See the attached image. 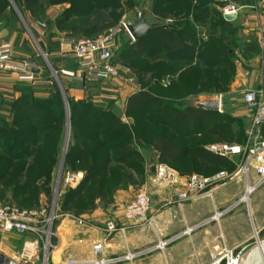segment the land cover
I'll return each instance as SVG.
<instances>
[{
    "label": "rangeland",
    "instance_id": "374dc122",
    "mask_svg": "<svg viewBox=\"0 0 264 264\" xmlns=\"http://www.w3.org/2000/svg\"><path fill=\"white\" fill-rule=\"evenodd\" d=\"M29 1H33V4L29 5ZM231 1L241 8V0ZM0 3V13L11 15L15 21L20 22L22 30L28 32L39 55L38 66L42 69L36 75L37 83L25 82L19 88V96H13L9 100L11 102L7 103V110H0V204H14L24 209H49L54 202H58L60 217L55 220L53 231L56 232L61 224L68 229L71 220L65 215L70 213V201L65 195L72 187L65 186L63 176L58 184L61 164L64 162L65 168L68 153H74L82 163L74 171L65 168L66 173L85 174L91 165L101 161L104 163V159H107L102 141L104 118L99 115L104 109H109L112 122L119 123L118 126L125 124L132 127L131 136L121 138L117 143H129L133 152L124 162H120L118 158L107 161L98 181L89 186L75 206L77 209L87 208L90 212L112 202L119 190L132 189L133 195L140 190H147L151 197L148 220L127 223L130 227L142 228L147 233L157 232L158 236L151 244L130 251L150 248L159 241L166 242L176 237L164 248H157L131 261L114 264H186L188 259L197 258L196 249L199 251L198 255H202L204 264H213L214 247L217 244L233 250L235 255L241 253L242 257L264 240V183L251 192L248 202H238L249 186L255 187L259 182L256 170L245 166L246 155L225 157L224 165L216 167L195 162L190 153L193 148L207 149L217 143L247 144L252 114L243 97L247 90L260 88V70L263 73L260 60L264 62L259 42L260 0L248 2L251 5L247 8L248 11L243 12L238 21L224 27H218L220 18L217 11L221 12L222 7L215 0H0ZM252 9L256 12L255 18L247 16ZM143 11L146 12L148 21L157 23L158 26L174 24L175 28L187 31L186 29H191V25H195L199 37L207 43L202 52L206 61H213L212 66L199 69L198 74L195 71H184L179 75L178 83L169 89L166 86L173 79V73L178 71L168 69L163 62H150L145 58L128 59V46L135 41L125 30L116 39L113 56L120 69L119 77L98 79L79 71L78 76L69 79V76L60 73L62 68H78V63L69 58L70 54L63 52L64 45L68 43L72 50L73 41L101 36L122 21L136 20ZM35 26L43 33L38 32ZM146 43L148 51L153 55L162 48L161 38L154 32L147 35ZM217 54L220 58L214 61ZM70 61H74L75 65ZM256 66H259L255 74L257 80L251 86L246 80L245 72H251ZM53 71L58 72L57 78ZM119 81L134 87L136 93L149 90L163 97L173 96L175 100L169 101L182 109L198 107L199 101L195 98L200 94L211 95L209 99H220L221 109L218 111L219 122L216 127L229 131L216 132L215 138L211 139L204 134L185 136V122L180 124L178 120L168 127L150 126L148 119L136 113H128L131 96L123 107L114 102L102 101L103 88L104 95L107 90H111V96H117L119 86L116 84ZM188 92L194 94V97L188 98ZM20 98L26 100V107L15 105V101ZM69 98L78 103L77 110L72 111ZM95 107L100 113L93 111ZM30 108L44 111L46 123L42 128H37L28 118ZM55 127V141L46 149L44 156L39 157L37 151L43 139L41 130ZM76 131H79L82 139L87 138L89 141L84 156L80 154L81 137L78 139L74 135ZM159 135L170 138L176 146L184 149L173 165L166 164L176 173L172 182L155 180L154 174L147 176L144 165L140 163V150L148 155L150 162L155 160L152 144ZM114 153L118 155L122 150H115ZM141 157L144 159L142 154ZM109 168L114 173L108 172ZM220 172L226 173L225 178L219 182L212 196L197 202L196 217L187 228L198 223L201 226L184 234L187 228H182L178 222L177 206H174L185 203L177 200L178 192L184 188L185 181L191 174L210 177ZM64 201L66 211L61 209V202ZM170 208L173 215L167 218ZM219 212L223 214L217 217ZM82 224L85 225V221ZM102 228L104 229V225ZM193 236L197 242L192 245L193 254L190 255L180 245L186 238ZM30 237L38 240L36 235ZM25 238V235L10 238L15 246L12 249L7 235L0 233V246L9 257L20 258L24 256ZM53 240L57 242L59 238ZM38 243V257L24 256L21 264H61L70 258L60 256L59 250L48 252L43 240ZM90 256L91 253L89 256L71 258L83 260ZM101 256L102 254L99 255Z\"/></svg>",
    "mask_w": 264,
    "mask_h": 264
},
{
    "label": "built area",
    "instance_id": "2783aa9c",
    "mask_svg": "<svg viewBox=\"0 0 264 264\" xmlns=\"http://www.w3.org/2000/svg\"><path fill=\"white\" fill-rule=\"evenodd\" d=\"M221 5V13L225 19L226 16L239 15L241 8L235 5L231 0H215ZM259 13V42L260 48L264 56V0L260 1ZM226 20V19H225ZM127 21H122L119 25L112 27L105 34L95 38H84L73 41L71 50V59L78 63V70L86 75L98 79H114L120 76V69L113 60L114 49L116 47V39L120 33L127 30ZM37 66L30 60H17L14 51L9 43L0 41V72L14 73L21 80L37 83ZM60 73L69 77L76 75L75 70H66L62 68ZM53 75L57 78L58 72L53 71ZM243 101L252 114V127L248 134L246 145L217 143L207 147V149L217 155L223 157H232L235 155H246V168H253L259 176V182L255 188L264 183V87L252 88L245 92ZM221 109V107H220ZM155 180L172 182L176 178V173L166 164L160 163L154 174ZM64 178L65 186L76 187L84 178L82 172L71 173L65 172V168L61 172L60 181ZM226 176L225 172H220L214 176H202L191 174L185 181L184 188L178 192L177 200L179 202L195 201L201 198L212 196L219 186V182ZM60 181L58 184H60ZM238 201L243 202V197ZM58 202H54L51 208H35L24 209L14 204H0V233L1 234H18V235H36L39 240L45 241V248L48 252L58 250L60 246L56 232L53 231L55 220L60 217L58 215ZM151 210V197L147 190H140L135 193L134 197L125 204L123 217L126 222L140 223L148 220ZM220 216L223 213L219 212ZM217 214V213H216ZM63 215V214H62ZM72 222L82 224L84 221L71 213L65 215ZM215 218V217H214ZM201 223L187 228L184 234H188L199 228ZM125 231L126 227H119L117 222L109 220L106 224V231L109 235L117 231ZM176 238V237H175ZM175 238L166 242L159 241L153 247L139 251L128 250L124 254L116 256H101L104 250V242L94 244L92 255L83 260L68 258L62 264H114L123 261H131L151 253L157 248H164ZM215 254L213 256V264H238L241 253L235 255L233 250L216 245L214 247ZM231 258V261H230Z\"/></svg>",
    "mask_w": 264,
    "mask_h": 264
},
{
    "label": "trees",
    "instance_id": "16d2710c",
    "mask_svg": "<svg viewBox=\"0 0 264 264\" xmlns=\"http://www.w3.org/2000/svg\"><path fill=\"white\" fill-rule=\"evenodd\" d=\"M164 2H167V0H164ZM28 4L32 5L33 1H29ZM217 15H219L220 18L218 27H224L229 24V22L224 19L221 12L217 11ZM196 17V19H198L199 15ZM107 29H109V27ZM196 29L197 27L195 25H191V29H186L187 31L175 28L174 24L168 26H157L149 31L142 39L128 46V59L145 58L150 62L166 63L167 68L174 71L182 70L180 74L187 70L195 71L196 74H198L199 69L212 66L213 61H206V56L202 52V49L207 45V43H205L204 39L199 37ZM150 32L158 34L162 41L161 50L154 55L147 49L146 40L147 35ZM219 58L220 55L217 54L213 60L215 61ZM171 83L172 80L166 87H169ZM69 102L71 104L72 111L78 109L77 102L71 98H69ZM27 104L28 103L23 98L15 101V105H17V107H26ZM96 108L97 107H95L93 111L97 114L100 113L99 109ZM127 110L128 113H136V115L142 116L144 119H148L150 126L168 127L175 120H178L180 124L185 122V136L204 134L211 139H214L216 132L225 133L229 131L223 127H216V124L219 122L218 112L207 111L197 107L182 109L170 102L166 97H163V95H158L149 90H142L133 94L129 99ZM109 111V109H104L102 114L100 113L99 115L101 118H104V136L102 141L104 142V156H106L107 159H104V163L101 161L97 164L91 165L87 171L84 172V178L78 186L69 189V192L65 195V197L68 201H70V213L80 216L87 210V208L77 209V206L75 205L79 203L78 200L85 194L89 186L98 181L100 175L103 173V169L105 170L107 161L118 158L120 162H124L126 159L130 158L133 152L129 143L123 145L117 143L121 138L131 136L133 130L132 127L125 124L118 126L119 123L112 122V116ZM28 118L30 121L35 123L37 128H42L46 123L44 111L40 109L30 108L28 111ZM56 130V127L50 130H41V136L43 139L37 151L39 157H43L46 149L52 142L55 141L53 134ZM74 135L77 138L79 136L81 137V141L78 142L81 146L80 154L81 156H84L89 141L87 138L82 139V135L79 131H76ZM96 137L95 140H97ZM152 147L159 153V162L167 165H173L181 153L184 152L183 148L176 146L170 138L163 135L155 137ZM115 150H122V153L115 155ZM110 152H113L112 155H110ZM190 153L193 154L194 161L201 164L220 167L224 165V162L226 161L225 157L214 154L204 147L193 148L190 150ZM138 154L140 156V163L142 164L143 157H141L140 152ZM80 162L81 161L77 159L74 153H68L65 161V168L74 171L76 169L75 167L80 166L82 163ZM108 170V172L114 173L112 168H109ZM61 204V209L66 211L65 201L61 202Z\"/></svg>",
    "mask_w": 264,
    "mask_h": 264
},
{
    "label": "crops",
    "instance_id": "0c3cea01",
    "mask_svg": "<svg viewBox=\"0 0 264 264\" xmlns=\"http://www.w3.org/2000/svg\"><path fill=\"white\" fill-rule=\"evenodd\" d=\"M173 0H167V2H171ZM245 2L240 1L241 10L239 12V15L233 19V20H226L229 23H234L238 21V17L240 18V15L243 12L248 11L247 8H249L251 5L248 3L251 0H244ZM261 1V0H260ZM197 2V0H195ZM261 8V5H260ZM244 14V13H243ZM250 17L255 18L256 12L252 9V11H249ZM249 17V16H248ZM9 18V19H8ZM12 18V19H11ZM36 30L38 32H42V30H39V27L35 26ZM43 33V32H42ZM41 33V34H42ZM200 36V35H199ZM0 41L2 43H9L14 51L15 59L17 60H30L31 62L35 63L37 66V69H39V72L42 71L41 67L38 66L39 60H38V53L36 46L34 42L30 39L28 32L23 31L22 27L20 25L19 21H15L11 15L6 16L3 13H0ZM70 45H64L63 46V52L66 54L69 53V47ZM261 49V48H260ZM262 52V50H260ZM71 52V50H70ZM263 56V53H261ZM71 58V57H69ZM264 58V56L262 57ZM71 62V61H70ZM74 62V61H72ZM71 62V63H72ZM75 63H72V65ZM70 67V66H69ZM260 67H262V72L260 70V87H264V62L260 60ZM78 69V68H77ZM76 71V75H79V71ZM256 69H259V66H256L255 69L251 70V72L246 71V80L250 83L251 86L254 85L256 82V76L257 73ZM182 72V70L178 71L177 73H173V79L171 85L168 87L171 89L174 85H176L179 81V75ZM38 73V72H37ZM69 79H71L69 77ZM25 80H21L17 77L14 73H8V72H0V110H7L8 108V102L13 96L18 97L19 96V88L21 85L25 84ZM117 83V82H115ZM119 86L117 96L112 95L111 96V90H107V93L104 95V88H103V94L101 95L102 101L104 103L108 102H114V104L123 107L126 104V101L130 96L136 93L134 87L129 86L126 83H123L119 81L117 84ZM86 89V86H84ZM77 91V90H76ZM74 92V91H73ZM168 92V91H167ZM187 93L188 98L194 97V94ZM169 95H172L169 93ZM211 95H205L200 94L198 95V98H195L198 101L209 99ZM167 99L175 100V97L167 96ZM187 99V97H185ZM191 99V98H190ZM178 100V99H176ZM11 104V103H10ZM141 154L144 156V159L142 161V165H144V169L146 172V175L152 174L149 170L151 165L154 163V160L150 162L148 159V155L144 154L143 150H140ZM157 151L154 150L153 154L155 157L157 156ZM146 158V159H145ZM149 172V173H148ZM134 197L133 191L128 190H119L113 197V201L107 204H104V207H98L94 211H84L78 218L83 219L85 221L84 224H76L72 221L70 225H68V229L65 228L63 224H61L56 231V234L58 235L60 246L58 250L60 251V256L64 257H83V256H89V253L92 255V248L94 244L98 242H104V250L102 253V256H116L119 254H122L124 252H127L128 250H133L135 248H139L141 246L151 244L155 241L156 237L158 236L157 232L154 234L150 232H145L141 228H132L130 225L125 221L123 217L125 204L130 201ZM207 198V197H205ZM201 198L198 201H189L185 203H180L177 206L176 212L178 217V222H180V225L182 228H187L192 223L193 219L196 217L197 212V205L199 201L205 199ZM170 214L168 213L167 218H170V216L173 215V210L170 208ZM114 219L119 227H126L125 231H118L113 236H110L106 231V223L108 220ZM174 224V223H172ZM169 224V225H172ZM104 225V229L102 226ZM158 225H162L159 223ZM162 227V226H161ZM168 228L170 226H167ZM166 227V228H167ZM7 239L10 241V238H20L22 235L18 234H6ZM24 236V235H23ZM27 238H25V242L23 243V255L27 256L29 258L32 257H38L39 254V248L37 241L30 237L29 235H25ZM65 240V241H64ZM197 241L195 240V236L186 238L183 243H181L180 248H185V251L187 254H193V249L191 248L192 245H195ZM10 248L13 249L14 242L10 241ZM0 250H2L0 246ZM4 252V251H3ZM199 251L198 249L195 250V254L197 255V258L192 257L191 259H188L186 261V264H204V259L201 257L202 255H198ZM26 254V255H25ZM21 255V254H19ZM10 257L14 261H16L18 264H21L20 261L23 259L22 257ZM54 261V260H53ZM55 262V261H54Z\"/></svg>",
    "mask_w": 264,
    "mask_h": 264
},
{
    "label": "water",
    "instance_id": "95a60500",
    "mask_svg": "<svg viewBox=\"0 0 264 264\" xmlns=\"http://www.w3.org/2000/svg\"><path fill=\"white\" fill-rule=\"evenodd\" d=\"M225 19L230 21L235 19V16H226ZM126 26L129 34L136 42L142 39L149 31L157 27L158 24L148 21L146 12L143 11L138 14L136 20L128 22ZM36 72H39V69H37ZM220 107H221L220 99L210 98L199 101L197 108H202L207 111L218 112L220 111ZM158 164H159V153H157L154 163L150 167L149 171L152 174L156 173ZM63 169H64V162H62L61 164V172ZM61 172H60V178H61ZM0 264H18V263L0 250ZM238 264H264V240L261 241L254 248H252L250 251H248L245 255L240 257L238 260Z\"/></svg>",
    "mask_w": 264,
    "mask_h": 264
},
{
    "label": "bare ground",
    "instance_id": "6f19581e",
    "mask_svg": "<svg viewBox=\"0 0 264 264\" xmlns=\"http://www.w3.org/2000/svg\"><path fill=\"white\" fill-rule=\"evenodd\" d=\"M253 190H254V186H252V185L247 188V194L242 198L243 201H246V202L249 201L250 194H251V192H253ZM218 216H220V214H218L217 217ZM79 264H82V263H79Z\"/></svg>",
    "mask_w": 264,
    "mask_h": 264
}]
</instances>
